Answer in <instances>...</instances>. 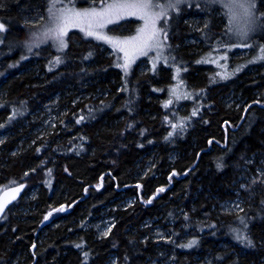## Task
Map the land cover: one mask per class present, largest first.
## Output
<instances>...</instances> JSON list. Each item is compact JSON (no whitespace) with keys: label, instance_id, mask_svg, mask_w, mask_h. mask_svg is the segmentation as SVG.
Returning <instances> with one entry per match:
<instances>
[{"label":"trees","instance_id":"16d2710c","mask_svg":"<svg viewBox=\"0 0 264 264\" xmlns=\"http://www.w3.org/2000/svg\"><path fill=\"white\" fill-rule=\"evenodd\" d=\"M255 3L264 18V0ZM51 5L0 0V132L8 128L0 144V187L26 184L0 220V264H108L110 257L114 264H150L158 247L145 223L160 220L171 237L160 245L172 253V264H264V185L250 187L251 198L236 214L211 210L235 196L243 157L264 151V60L255 59L264 54V33L246 41L254 53L239 64L224 61L225 76L216 81L210 66L195 62L200 56L193 47L183 46L191 32L180 14L167 23L170 68L142 73L136 64L124 71L115 53L105 56L102 44L79 32L69 33L62 51L45 45L28 54L24 39L34 29L31 20L45 18ZM207 10L209 27L198 36L211 47L222 44L226 29L221 33L215 23V8ZM133 27L134 21L123 22L107 32L121 35ZM32 61L36 73L28 70ZM247 62L251 72L242 68ZM174 81L195 98L183 93L170 103L166 87ZM96 91V99L75 101L80 92ZM55 95H64L59 102L68 106L71 122L29 137L23 125L29 113ZM228 95L242 104L227 106ZM32 189L34 198L24 204ZM125 199L132 202L117 207ZM56 207L64 213L50 228L43 218ZM105 207H115L114 223L97 239L83 219ZM178 208L184 217L175 215Z\"/></svg>","mask_w":264,"mask_h":264},{"label":"rangeland","instance_id":"374dc122","mask_svg":"<svg viewBox=\"0 0 264 264\" xmlns=\"http://www.w3.org/2000/svg\"><path fill=\"white\" fill-rule=\"evenodd\" d=\"M83 1L87 2H83L84 4L82 5H76L73 4V0H52L51 8H53L54 4L55 7L53 11L64 10L71 12H90L95 10L100 12L108 3L112 2V0H107L106 2H96L95 4H91L94 3L95 0ZM152 2L157 6L149 10L151 13H160L161 9L164 11V15L156 16V31L154 36L151 35V29L143 32L141 31V29L145 28V21L143 19H140L137 16L126 15L121 18L114 19L112 22H108V19L104 18L103 26H100V24L97 23L99 18H89L92 20L93 33H98L104 37L101 39H97L95 35L88 36L85 32L81 31V27H87V20L83 23H70L67 28L65 40L69 33L79 32L84 37L102 44L101 49L104 50L105 56H110L115 53L124 71H127L134 65L138 64L139 72L155 73L162 66L170 68L172 65V62H170L171 52L168 48L166 38L168 33L167 23L170 18L182 14V23L186 25L191 32V36L185 39L183 46H192L194 50L193 55L200 56L197 60H195V62L210 66L209 68H211L213 73V75L210 74V78L212 77L216 81H222V77L225 76L224 61H230L229 64L232 63L231 61H235L239 64V61L246 59L250 54L254 53L250 47L245 45L246 41L253 35L264 33V23L261 21L264 18L261 14L257 13L255 3L256 0H247V3L253 5L250 10L251 15L249 17H244L242 10H236L238 18L235 22L231 20L233 13H230L224 6L226 0H179L178 3L176 0H171V2L175 5L173 8L165 7V5L169 3V0H152ZM208 7L215 8L211 14L216 20L215 23L218 25L220 32L222 33V30L226 29L222 44L215 41L211 47L206 46V42L198 36L203 28L208 29L209 27L205 21V13L208 11ZM246 19L249 21L247 24L245 23ZM31 21L33 22L32 25L34 26V29L30 30L24 39V46L26 47L25 51H28L29 54V47H31V49H35L45 45H50L56 52L60 51L56 40L51 35H44L50 27H54L50 11H48L45 18L40 16L38 19H32ZM132 21H134V27L130 29H123L121 35H110L107 32L108 26ZM238 27L244 29V35L239 33L237 30ZM201 36H203V34ZM226 45L228 46V49H225ZM105 48H108V50H105ZM261 55L256 53L255 59L257 60V58ZM22 61H24V63L28 62L29 56H25ZM34 62L35 61H32L30 64L32 68L27 69L36 73L33 68ZM125 64L128 65L127 70L123 67ZM245 65L242 66L245 71L251 72L253 70V68L249 66V63ZM176 66H178V64H176ZM176 66H174L175 71H172L174 72L172 75L174 80H178V77L181 74ZM217 73H220V75H217ZM172 78L170 76L168 79ZM182 87L184 92H182ZM182 87L181 82L179 81H174L171 85L166 87V97L169 99L170 103H173L178 98L183 99L185 97L183 93L189 95L192 99L195 98V95H191V91L186 90V88L184 89L183 84ZM83 97L96 99L99 97V92L96 91L93 94H84L80 92L76 95L75 101ZM62 98H64V95H55L49 101L37 106V108L29 113V120L23 123L24 126L29 127V137L39 139L47 134H51L54 130L60 131L61 127H66L68 123L71 122L70 115L67 114L69 112L68 106L59 102ZM242 102L243 101L239 100L237 97H233L232 95H228L224 98V103L227 106L232 104L240 105ZM7 136L8 128H4L0 132V144L7 138ZM149 166L150 161L146 164V167ZM257 183L264 185V151L254 152L248 157H243L238 168L237 178L234 182V185H237V189L233 192L235 196L230 200L217 202L216 205L211 206V210L216 215L218 213L236 214L240 212L244 204L251 198L250 187ZM12 185L13 183H8L5 187H0V191ZM35 191V189H32L24 197V204H27L34 198ZM131 202V199H125L122 202H119L117 207L127 206ZM114 210L115 207L110 209L108 207L102 208L93 215L83 219L84 227L93 231L94 236L97 239L106 236L114 223L112 214ZM63 213V207H56L49 210L43 218L44 223H46L50 228H54L58 225V217H60ZM184 214L183 210H179V208L175 212V215L178 217H184ZM45 217L48 218L45 219ZM172 223V221H169L166 222V225H173ZM145 226L149 229L150 239L156 242L158 247L157 257L152 260L150 264H172V253L166 245H160L162 242L164 243V241L171 238L165 224H163L161 220L159 222L148 221L145 223ZM183 237L186 239V235H183ZM34 247L35 244L33 243L31 245V252H33ZM219 247L224 249V244ZM114 263L115 258L110 257L108 264Z\"/></svg>","mask_w":264,"mask_h":264},{"label":"snow or ice","instance_id":"6c2138e0","mask_svg":"<svg viewBox=\"0 0 264 264\" xmlns=\"http://www.w3.org/2000/svg\"><path fill=\"white\" fill-rule=\"evenodd\" d=\"M178 3L179 0H176ZM157 5L153 4L152 0H112L111 3H108L106 7L100 12H97L95 10H92L90 12H71V11H64V10H57L53 11L55 5L53 4V8H50L49 11L51 13V18L54 22V27H50L44 35H51L57 42L59 49L62 51L66 46L65 36L67 35V28L70 23H83L85 20L88 21L87 27H81V31L85 32L86 35L92 36L95 35L97 39L104 38L98 33H93L92 31V20L89 18H99L97 20V23L100 24V26H103V20L104 18L108 19V22H112L114 19L121 18L126 15L130 16H137L140 19H143L145 21V28L141 29V31H145L148 29H151V35H155V20L157 15H164L163 9H161L160 13H151L149 10L153 7H156ZM230 13H233L231 20L235 22L237 20V14L236 10H242L244 17H249L251 15V8L253 7L252 4L247 3V0H226L224 5ZM165 7L173 8L175 5L169 0V3L165 5ZM245 23H249V21L246 19ZM5 27L3 24H0V31H4ZM239 33L241 35H244V29L243 28H237ZM29 50L31 51V47H29ZM257 59H264V54H262ZM60 57H57L55 60V63H60ZM206 62V61H205ZM125 70H127L128 65L125 64L123 66ZM217 75H220V73H217ZM224 78V77H222ZM195 115V112L193 113ZM173 128L176 127L175 124L172 125ZM182 127V125H181ZM172 133H169V136H171ZM218 167L220 165L218 164ZM22 187V186H21ZM20 188L14 189V192H19ZM159 191H163V189H159ZM14 195L11 197V199H14ZM10 202V200L8 201ZM150 202V201H149ZM6 207V203L0 202V214L4 212V209ZM48 217H45L47 219ZM239 239H244L243 235L238 236ZM195 241H192L187 245L188 247H191L192 244H194ZM251 240H247V244L251 246ZM77 247H80V245H77ZM87 255V254H86Z\"/></svg>","mask_w":264,"mask_h":264},{"label":"water","instance_id":"95a60500","mask_svg":"<svg viewBox=\"0 0 264 264\" xmlns=\"http://www.w3.org/2000/svg\"><path fill=\"white\" fill-rule=\"evenodd\" d=\"M22 186V187H21ZM20 188L19 192H14V189ZM26 189V184L20 183L16 185H12L9 187H6L0 191V202L6 203V207L4 209V212L0 214V220L3 218V216L6 214L7 210L14 205L18 200L21 199V197L24 195ZM14 195V199H11V197ZM10 200V202H8ZM32 251V249H31Z\"/></svg>","mask_w":264,"mask_h":264},{"label":"bare ground","instance_id":"6f19581e","mask_svg":"<svg viewBox=\"0 0 264 264\" xmlns=\"http://www.w3.org/2000/svg\"><path fill=\"white\" fill-rule=\"evenodd\" d=\"M226 38V37H225ZM40 45V44H39ZM2 188V187H1Z\"/></svg>","mask_w":264,"mask_h":264}]
</instances>
